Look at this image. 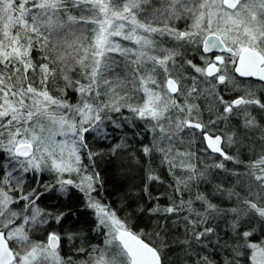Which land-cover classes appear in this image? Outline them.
<instances>
[{"label": "snow or ice", "instance_id": "obj_1", "mask_svg": "<svg viewBox=\"0 0 264 264\" xmlns=\"http://www.w3.org/2000/svg\"><path fill=\"white\" fill-rule=\"evenodd\" d=\"M0 264H264V0H0Z\"/></svg>", "mask_w": 264, "mask_h": 264}, {"label": "trees", "instance_id": "obj_2", "mask_svg": "<svg viewBox=\"0 0 264 264\" xmlns=\"http://www.w3.org/2000/svg\"><path fill=\"white\" fill-rule=\"evenodd\" d=\"M73 14H77V13H73ZM79 69L76 70V72H78ZM73 79L76 78V73L74 72L73 74ZM238 93H225V95H237ZM70 95H72L70 93ZM198 103H200L202 106L204 105V100L201 99L200 101H198ZM207 115L208 113L207 112H204V117L207 118ZM128 132H129V136L131 137V134H132V130L131 129H128ZM144 142H147V140L145 139ZM133 143H136V141H133ZM137 147H139V144L137 143L136 145ZM198 145H193L192 147V150L193 151H196ZM114 159V158H107L104 162L100 163L99 165V170L102 172V174L105 176L106 180H108L109 182L106 184V192H105V195H108L110 192L113 191V185H112V181L113 179H115V171H116V166L111 163L110 161ZM125 163H127L126 159H125ZM138 175V173H136ZM226 184L227 183H230L229 180H225L224 181ZM138 183V181H137ZM193 194H195V189H193ZM109 199L110 200H115V197L113 196H109ZM54 203V202H53ZM52 206V204H51ZM85 228H88L90 227V224H85L84 225ZM135 227L137 229H145V230H150V221L147 219V218H140L136 221L135 223ZM93 242H98V241H93ZM71 247H74V245H72Z\"/></svg>", "mask_w": 264, "mask_h": 264}, {"label": "rangeland", "instance_id": "obj_3", "mask_svg": "<svg viewBox=\"0 0 264 264\" xmlns=\"http://www.w3.org/2000/svg\"><path fill=\"white\" fill-rule=\"evenodd\" d=\"M91 27H92V26L89 25V28H91ZM78 71H79V70H78ZM52 203H53V202H45V206L51 208V207H52V206H51Z\"/></svg>", "mask_w": 264, "mask_h": 264}]
</instances>
